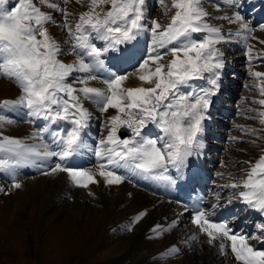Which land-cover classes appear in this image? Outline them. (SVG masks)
Listing matches in <instances>:
<instances>
[{
  "label": "snow or ice",
  "instance_id": "6c2138e0",
  "mask_svg": "<svg viewBox=\"0 0 264 264\" xmlns=\"http://www.w3.org/2000/svg\"><path fill=\"white\" fill-rule=\"evenodd\" d=\"M63 2L67 4L70 0ZM249 2L229 0V7L234 11L230 16L221 17L239 25L237 34L254 31L241 14ZM145 3L146 0H90L88 10L80 13L74 28L66 9L48 3V7L60 12L63 28L74 41L71 50L76 54V61L64 63L59 59L61 46L46 27L54 23L50 13L37 7L35 0H18L11 6L10 0H0V76L13 80L21 89L18 98L0 102V128L15 123L4 114L5 110L24 109L28 117L47 122L32 133L31 139L36 142L31 144L0 133V171L12 173L20 166L55 157L58 162L44 174L64 172L76 186L86 188L98 183L95 174L69 167L66 161L89 148L97 159L98 175L107 185L124 181L125 176L118 174L120 170L176 183L170 170L179 176L189 167L190 158L201 154L205 147V121L225 66L223 52L217 45L228 41L220 28L207 22L209 13L202 6V0H173L176 11L171 21L167 25L151 22L149 54L140 61L133 42L146 30ZM105 4H110L106 12L103 11ZM259 30L264 31V25ZM198 33L204 35L196 38ZM93 40L103 42V46L98 47ZM258 42L264 44V40ZM124 44L132 47L123 50L116 59L136 61L142 85L124 87L127 75L109 73L102 81L105 88L88 86L89 81L98 79L93 73L105 66L102 57ZM169 55L171 59L164 62ZM247 55L249 64L254 59L264 62V51L254 55L252 46H248ZM74 73L82 75L69 83ZM251 75L262 81L258 91L264 95V73ZM195 81H206V86L196 85ZM74 83L81 86L74 87ZM85 100L96 104L102 114L109 109L116 113L107 117L103 124L107 134L95 148H90L84 140L92 118L84 107ZM254 102L264 108V99ZM258 116L264 124V110ZM149 125L157 130L153 138L145 134ZM52 126H56L54 130ZM122 129L130 132V136L121 138ZM45 134L51 136V144L45 141ZM243 163L249 165L243 178L229 177V183L222 187L242 188L233 199H240L264 214V155L254 163ZM12 187L18 189L21 184L13 182ZM143 215L141 212L136 220ZM193 223L208 236L209 243L217 239L230 241L232 253L242 264H264V250L252 247L245 236L233 234L226 223L212 222L205 210L195 212ZM258 227L264 234V224ZM219 247L223 250L225 244L222 242ZM170 251L179 249L173 246Z\"/></svg>",
  "mask_w": 264,
  "mask_h": 264
},
{
  "label": "rangeland",
  "instance_id": "374dc122",
  "mask_svg": "<svg viewBox=\"0 0 264 264\" xmlns=\"http://www.w3.org/2000/svg\"><path fill=\"white\" fill-rule=\"evenodd\" d=\"M53 1L63 2V0ZM74 1L76 2V0H70L69 3L64 4V6L61 5L60 7L61 9H66L70 13L68 19L71 22L73 28L75 27V23L79 19L80 13L88 10L90 0H80V3H73V6L70 7L69 5ZM15 2H18V0H10L9 6L14 4ZM50 2H52V0H48V3ZM35 3L37 4V7H39L42 11L49 13L47 10L48 3H45L44 0H35ZM109 8L110 4L103 5V11L106 12L107 10H109ZM175 11L176 9L173 7V0H146L144 6V14L147 16V21L145 23L147 28H150L152 21H157L161 25H167L171 21V17L175 14ZM52 13V16H60V20L62 19V24H60L59 22H55V24L60 25L57 29L59 31V35L57 36L55 31L50 28V25H46V27L48 28L50 35H52L60 44L61 48L64 49L62 50L59 59L66 63V60L69 59L67 56H76V54H74L71 50L74 41L69 36L68 32L63 28L64 21L60 12L57 10H53ZM211 23V25L216 26L213 21H211ZM53 26L54 25H51V27ZM219 26L220 23L218 22L216 27L220 28L221 32L225 33V31L223 30L224 27ZM147 32L149 33L150 30ZM196 38L201 37L196 36ZM150 40L151 38L148 37L147 41L150 42ZM259 40H264V38L258 37L253 39L251 42H245V47L247 48L248 46H252L253 49L257 51V53L262 52L264 51V44H260L258 42ZM92 42L96 43L98 47L103 46V42L101 41L93 40ZM66 45H68V48L65 47ZM217 47L221 51L229 47H234L233 49L235 50H229V52H232L233 54L230 55L231 60L229 59L228 62H226L228 66L226 68L225 74L220 77V80L223 81V84H225L226 88L224 89L221 88L222 86H220L217 94L215 95L218 101L222 103L220 105L218 104V107L216 106L217 108L215 109L214 107H210L209 109L208 119L212 118L214 121H211L208 124L207 128L205 127L206 132L203 135V139L206 147L204 148V151H201L200 156L202 155V164L204 168H206L209 180H218L221 176H223V179H227L228 177H232V174L236 175V178H234L239 180L243 178L249 168V165L243 162L250 161L254 163L261 155H264V124L260 123L258 116V112L260 110H264V108H262L259 103L254 102L264 99V95H261V93L258 91V86L262 84V81L254 78L251 75V73L254 72L264 73V62H261L263 64H257L259 62H256L254 59L253 62L249 64L245 50L240 47L245 53L244 57L240 56V50H236V48L238 49V46L236 47L235 44H232L229 41L227 43H222L221 46ZM63 51L68 53L64 54ZM117 54H120V52H118ZM227 54L228 53L225 52V55H223L222 57L224 61V58L229 56ZM103 59L105 61H108L106 62V65L112 73H115L117 75H127L128 77L137 75L138 63L136 61L127 64V62L119 59L111 62V59L108 56L103 57ZM170 59L171 56L170 58L166 59L165 62ZM254 64L256 65L252 66ZM80 75L82 74L74 73L73 77H70L68 82L73 83L75 77H78ZM97 76L98 79H96V83L98 87L105 88L106 86L102 83L103 79L105 78L102 75ZM1 82H5L4 84L6 85L4 86ZM194 84H202L206 86V81H195ZM73 86L79 87L81 85L74 83ZM144 86L147 87L150 85L144 84ZM20 94L21 89L16 83L13 82V80L8 79L4 76H0V102L4 101L5 99L14 100L18 98ZM229 108L231 109L228 111ZM21 110L24 112L26 111L24 109ZM7 112V117L11 119L9 116L11 115L10 113L12 111L8 110ZM4 114L6 115L5 112ZM19 118L24 123L30 125L36 131L40 128H43L47 123L42 119H40L41 121L34 118L29 119L28 116H22ZM93 118L97 119V117ZM99 118V122L101 125L99 135L102 133L100 136H102L101 138H103L107 133L103 128L104 119L102 115ZM5 125L3 128H0V133L8 136L9 130L5 127ZM53 128H55V126H53ZM245 129H248V131H245ZM253 129H255V132L252 131ZM145 134L150 138H153L156 135V132L154 133V131L146 129ZM235 143L238 144L240 149H236L234 147L236 145ZM92 153L93 159L90 161L91 163L89 162L90 166L97 165V159L94 155V152ZM57 162L58 159L53 157L46 161H37L35 164L24 165L27 168V171L25 170L24 166V171L20 167L12 173L0 171V264H154L153 262H155L156 264L157 262L159 264L161 262L162 264H168L171 261H174L175 264H178L177 262H183L185 255H191L196 248H200L199 243L201 242H199V239L202 235H204L207 240L204 255L207 256V258L212 257L210 255L213 254L212 248L214 246V243H209L208 236L200 232L199 229L194 235L197 237V239H199H196L195 242L193 241L192 244L188 245L187 247L183 249L181 248L182 250L181 253L179 252V254H177L176 252H165L162 256H160V258L159 256H155V259H153L154 254L150 255L149 253L153 249L151 241L149 240H144L142 241V243L147 245L148 249L150 250H148L147 247H142L141 249L135 250V247L133 248L132 245L134 242V238H132V240L130 239L133 236L132 234L136 233V227L132 225L133 221L130 219V217L118 220L113 213L115 212V210L112 211L111 209H109L105 212L102 209L101 205L90 203L88 200H86L88 197L87 195L90 193L94 194L95 189H88L89 186L86 188L75 186L74 182L70 181L71 179L68 175H65V178L61 172L45 175L44 173L48 172L51 167H54L55 163ZM66 164L69 167L81 169L85 167L87 162L82 158H76L75 160V156H73L70 157V159H67ZM97 170L98 167L96 166V172ZM218 174H221V176ZM213 176L216 177L213 178ZM42 178H47L48 182L46 180H41ZM50 179L56 180L49 181ZM60 179L64 180V183L66 184L65 187H62L60 185ZM13 182H19L21 184V187L18 189L13 188ZM210 183L211 181H207L206 187H208V189L210 190H213L214 187L210 186ZM121 184L122 183L117 184L115 185V187ZM48 186H50L49 191L51 193L54 192L53 188L55 186L56 194L58 195L60 193L59 195H63V199H65L66 201L65 203H69L72 205L76 203L79 204L78 206L80 208L89 210L86 215L84 213V215L81 216L78 214L80 213L78 211L80 209L79 207H77L79 209H74L73 206L70 207L69 211H72L74 213L76 212L75 217L77 216V222L79 217V220H82L87 216H91L95 211H100L101 215L104 214L103 218L101 217L97 219V222L99 224L105 222L107 219H112V223H110V229H112L113 231L115 230L114 232H111V235L115 236L113 241H115L116 239V230H122L127 234V236L125 235L126 240H130L131 242L130 248L127 245L120 246L118 247L119 249L117 248V250H111L109 252L107 251V249L103 248L101 242H97V247L99 250L97 249L95 251V246L90 247L88 251L84 250L82 241L84 240V236H79L82 240L76 238L73 241L72 232L74 228L73 230H70V232H68L69 225L67 226L65 224V221L60 220V211L56 210L60 208H58V199L56 200L57 208L53 206L47 207V203H45V201L49 202L52 198L50 195H48L47 199H45ZM63 189L65 191L68 189V193L62 194V192L64 191ZM77 190L80 192V194L78 195ZM86 191L88 192L86 193ZM227 191L228 192H224L220 195L222 199L226 197V195L228 197V194L229 196H236L238 194V192L235 190ZM217 192L218 190L216 189L215 193ZM74 196L77 197V199H75ZM79 197H82L84 199H79ZM180 206L189 205L185 201L180 202ZM104 207L105 206H103V208ZM244 210L245 209L243 207L240 208V210L238 211V216H240L241 214H247V210ZM248 216L252 221H255L256 223H252L251 225L254 231L251 235L253 240H264V234L261 233V230L258 227L260 224H264V216L257 217L255 214H248ZM189 218L190 216H186L185 219L179 221L176 228H174L173 230L178 231V233H181V235L188 236L189 233H191L194 229V224ZM56 225H58V227L54 229V226L56 227ZM94 228V232L90 230L91 237L85 233L86 237L92 239V237L97 234V226H95ZM80 230L82 231L81 225L76 227V231L79 232ZM239 231L244 234L245 226H242ZM164 237H162L160 242L158 243L160 250L164 249V241H169ZM170 242L177 246L179 240H174L173 238V240ZM227 248L228 247H225L224 250H222L223 256H225L230 261V264H234V261L235 264L238 262V264H240L241 262L237 261L234 253H232L231 247H229L230 250ZM125 249H128V251L126 252ZM260 250H264V243L261 244ZM148 253L149 257L147 256ZM215 260L221 261V257L215 258ZM198 261L199 260H196L195 263H198ZM195 263L191 262V264ZM215 264H220V262Z\"/></svg>",
  "mask_w": 264,
  "mask_h": 264
},
{
  "label": "bare ground",
  "instance_id": "6f19581e",
  "mask_svg": "<svg viewBox=\"0 0 264 264\" xmlns=\"http://www.w3.org/2000/svg\"><path fill=\"white\" fill-rule=\"evenodd\" d=\"M50 3H56L60 7H61V5L64 6V4H65L64 2L53 1V0ZM73 3H76V2L75 1L72 2L69 6L72 7ZM202 6L209 13V15L206 17L207 22L209 24H212L211 21H213L216 26H217V23L219 22L220 23L219 27H224L223 30L225 31V33L222 32V34L226 37L227 41L231 42L232 44H235L236 47L238 46V49L236 48V50H240V52H241L240 56H242V57L245 56L244 51L241 49V48H243L245 50L246 56L248 58V55H247V48L248 47L247 48L245 47V44H244L245 42H251L253 39L258 38V37L264 38V31L259 30L260 25H264V0H250V2L247 3L246 6L241 10V14L244 15L245 20L249 23L250 27L254 29V31L250 34H246L244 32H240L239 34H237L238 30H239V25L238 24H230L228 21L221 18L224 16H230L232 14V12L234 11V9L229 7V0H202ZM47 10L50 14H53L52 11L56 10V9L48 7V5H47ZM52 17H53L54 23H49L47 25H50V28L53 31H55V33L58 36L59 31L57 29L60 25L55 24V22H59L60 24H62V19L60 20V16L59 17L52 16ZM146 21H147V16L145 15V23H146ZM51 25H54V26L51 27ZM146 29H147V31H149L148 30L149 27L147 28V26H146ZM147 31L145 30L143 33H141L138 36L137 41L133 42V44H135V49H136V52L138 53V59L139 60L146 58L147 55L149 54L151 40L149 42V41H147V38L148 37L151 38V33L150 32L148 33ZM203 35H204L203 33L195 34V36H199V37H202ZM246 35H250L252 38L245 39ZM221 44H218L217 46H221ZM65 47L68 48V45H66ZM130 47H132V45L124 44L121 47L119 46V50H117V51H119L120 54L122 55V51L125 49H128ZM233 48L234 47H229L227 49L222 50V52L225 51L226 53H228L227 55H229V56L224 58L225 59V61H224L225 66L221 70V77L226 72V68L228 66L226 62H228V60L231 58L230 55L233 54L232 52H229V50L234 51L235 49H233ZM62 50H64V49L61 48V52H62ZM114 51H116V50L109 51L108 53L105 54V56H109V58L111 60H116L117 54ZM225 52H223V55H225ZM67 53L68 52H64V54H67ZM256 53H257V51L255 49H253V54L255 55ZM67 57L69 59L66 60V63H73L76 61L75 55H69ZM168 58H170V55L165 57V61ZM255 61L259 62L257 64H263V63H261V61H258V60H255ZM132 62H134V61H132ZM132 62H129V63H132ZM255 65L256 64H254L252 66H255ZM109 73H112V72L110 71V69L107 67V65L105 63V66L103 69H100V70L94 72L93 74L102 75L104 78H106ZM96 82H97V80L89 81L88 86L98 87ZM1 83L4 86L6 85V84H4L5 82H1ZM142 83L143 82H141L138 79V75H133L131 77L130 76L128 77V79L124 83V87H138V86H141ZM143 86H144V84H143ZM200 86H204V85L201 84ZM220 86H222L221 88H224V89L226 88V86H225V84H223L222 80H220ZM98 88H100V87H98ZM218 104H220V102L218 101L217 97L214 96L213 97V103H212L211 107H213V106L216 107V105H218ZM84 107L87 108L88 111L92 114V118L97 117V119L91 118V120L89 121V127L85 130L86 135L84 137L85 143L87 145H89L90 148H95L98 141L102 137V136H100L102 133L99 135L100 130H101L99 117L102 115V117L104 119L103 122H105L108 116L114 115L116 113H115L114 109H109V111L107 113L102 114L99 111V107L96 104H94L88 100L84 101ZM7 111L8 110L4 111L6 113V116L8 114ZM10 114H9L10 115L9 117L11 119H13L15 121V123L5 125V127L8 128V130H9L8 136L21 138L29 144L36 142V141H33L31 139L32 133L35 132L36 130L33 129L30 125L24 123L19 118L22 116L27 117V115H25V112L22 110H19V111H12ZM12 114H14V115H12ZM29 119H30V117H29ZM39 120H38V122H39ZM211 121H214V120L212 118H210V119L205 121L206 122L205 123L206 128L208 127V124ZM54 129L55 128H53V130ZM147 129L154 131V133L157 132L155 127L152 125H149ZM205 132H206V129L204 131V134H205ZM51 140H52L51 136L49 134H45V141L51 144ZM204 144H205V142H204ZM205 147H206V144H205ZM234 147L236 149H240L238 144H236ZM52 150H56V149L53 148ZM203 151H204V149H203ZM198 156L190 158L191 163H190L189 167L185 168L180 173L179 176L175 175V170H170V174H172L174 179L176 180L175 184H169L165 181L154 179L151 176L140 174V173H135V172H132L129 170H120V172L118 174L125 176V180L122 182L121 185L116 186V187H115V185H107L105 183V181L103 180V178H101L98 175V170L96 172V166L97 165H93V166L89 165L91 163L90 161L93 159L92 158L93 153L91 150H89V148L82 149L80 153L76 154L75 160H76V158L85 159L87 164L85 165L84 168H81V169L91 170L95 174V179L98 181V183L89 184L88 189L94 188L95 193L94 194H91V193L88 194L87 199H86V197H85V199L88 200L90 203L101 205L102 209L105 212L109 209H111L112 211L115 210V212H113V213H114V216L118 220L119 219L122 220L124 218L130 217V219L133 221L132 225H134L136 227L135 228L136 233L132 234L133 236L130 239V240H132V238H134V242L132 244L133 248L135 247L134 249L138 250V249H141L142 247H147V249H148V246L143 244L142 241H144V240L151 241V245H152L153 249L149 253H150V255L154 254L153 259H155L154 258L155 256L156 257L159 256V258H160V256H162L165 252H171L170 249L173 246H175L174 244H172L170 242L173 240V238H174V240H179L177 246H175V248L179 249V251L176 252L177 254H179V252L181 253V250L183 248L187 247L188 245L192 244L193 241L195 242L197 237L194 235H195V233H197V231L199 229V227L196 224L193 223L194 226L193 225L192 226L194 227V229L191 233H189L188 236L181 235V233L179 234L178 231H174L173 229L176 228L179 221L185 219L186 216H190L189 219H191L193 222V216H194L195 212L198 210H205L208 213V218L212 222L226 223L228 225V227L231 229L233 234H240V235L245 236L247 238V242L252 247H254L257 250H260L261 244L264 243V240H262V239L253 240L251 235L254 231H253V228L251 225H252V223L254 224L255 221H252L249 218L248 214H255L257 217L264 216V214L259 213L255 209L250 208L246 203H244L243 201H240V199H233V197H235V196H229V194H228V197L226 195V197H224L222 199L220 197V195L223 194L224 192H228L227 190H229V191L235 190L239 193V191H242L243 189L242 188L241 189H230V188L222 187L223 185H226L229 183V177L227 179H223V176L220 175L221 177L218 180H216V179L209 180L208 179V173L206 172V168H204V166L202 164L203 163L202 155L200 156V154H199ZM20 168L24 171L23 166H20ZM26 169L27 168L25 167V170ZM61 173L63 174V176L65 178V175H67V174L64 172H61ZM215 177L213 176V178H215ZM232 177L236 178V175L232 174ZM57 179H59V178H57ZM41 180H46L48 182L47 178L46 179L42 178ZM55 180L56 179H54V180L50 179L49 181H55ZM207 181H211L210 186L214 187L215 190L217 189L218 190L217 193H215L214 189L210 190V189H208V187H206ZM60 185L62 187L63 186L65 187L66 184L64 183L63 179H60ZM55 186H56V184H55ZM55 186L53 188L54 192H52V193L49 191L50 186H48L45 199H47L48 195H50L52 198L50 199L49 202L45 201V203H47L46 204L47 207L53 206V207L57 208L56 200L58 199V201H57L58 202V208L59 207L60 208L56 209V210L60 211V214H59V217L61 218L60 220L65 221V224L67 226L69 225L68 226V232H70V230H73V228H74V230L72 232L73 233V241L76 238L81 239L79 236L83 235L84 240H82V239L81 240L83 241L84 250H87V251L89 250L90 247H93V246L96 247L95 248V251H96L98 249L97 242H101L102 244L101 243L100 244L103 246V248L107 249V251H109V252L111 250H117V248L120 246H126L127 245L130 248L131 242H130V240H126L127 234H126V232H124L122 230L121 231L116 230L117 231L116 239H115V241H113L115 236L111 235V232H114L115 230L113 231L112 229H110L111 228L110 223H112L111 222L112 219H107L105 222H103L101 224H99L97 222V219H99L101 217L103 218V216H104V214L101 215L100 211H95L91 216H87V217L83 218L82 220H79L80 219V217H79L78 222H77V220H76L77 216L75 217L76 212L74 213L72 211H69V208L73 206L74 209H79L80 208L78 206L79 204L75 203L72 205L69 203H65L66 201H65V199H63V195L62 196L59 195L60 193L58 195L56 194ZM67 188H69V187H67ZM189 188H191V190H193L196 194L197 199L195 201V204L189 205L188 207L187 206H180L179 201H186L187 203H189L187 198L185 197V192ZM115 191H116V193H115ZM87 192L88 191H86V193ZM64 193L67 194L68 189L66 191L64 190L62 192V194H64ZM78 194H80V192L77 190V195ZM152 195H154V196H152ZM218 196H219V198H217ZM236 196H238V194ZM75 199H77V197H75ZM79 199H84V198L79 197ZM229 200H231V202H229ZM212 205H219V207L213 208ZM80 206H81V204H80ZM103 206H105V207L103 208ZM77 207H79V208H77ZM242 207L245 210H247V212H246L247 214H245V215L241 214L240 216H238V211ZM185 209H187V211ZM78 211L80 212L78 214L81 216L84 215V213L86 215V213L89 212V210L85 209V208H80ZM141 212H144L145 215H143L139 220H136V217ZM78 223H79V225L82 226V231L80 230L79 232L76 231V227L79 226ZM129 224H131V223H129ZM172 225H174V226H172ZM67 226H65V227H67ZM95 226H97V229H96L97 234L94 237H92V239H93V241H92V239H90L89 237H86V234L91 237L90 230L93 231V229H95L94 228ZM157 226H159V228ZM170 226H172V227H170ZM242 226H245L244 234L241 233V231H239V229ZM57 227H58V225H56V227L54 226V229H56ZM183 231H184V229H183ZM185 231H187V230H185ZM200 232H202V231H200ZM56 233H57V231H56ZM203 234H205V233H203ZM166 235H168V236H166ZM164 236H166V237H164ZM184 236H185V238H184ZM162 237H164L166 240H169V241H164V245H165L163 247L164 249L160 250L158 243L160 242ZM124 238H125V240H124ZM106 240H112V241H106ZM199 242H201V243H199L200 248H198V249L196 248L192 252L191 255H188V256L185 255L183 262H177V263L178 264L179 263L191 264V262L195 263L196 260H199L198 263H195V264H215L218 262H220V264H230V261L225 256H223L222 250L219 247L220 243L223 242L225 244V247H228L227 249L230 250V248H229L230 244H231L230 241H227L226 239H224V240L217 239V240L213 241L212 242V243H214V246L212 248L213 254H211L210 256H212V257H209V258H207V256L204 255L205 246L207 245L206 237L204 235H202L199 239ZM183 243L185 246L183 245ZM227 243H228V245H227ZM148 250H150V249H148ZM127 251H128V249L126 250V252ZM112 253H113V251H112ZM149 253L147 255L148 257H149ZM218 257H221V261L215 260V258H218ZM153 263L156 264L155 262H153ZM163 263H164V260H163ZM233 263L235 264V261ZM238 263H236V264H238ZM157 264H159V263L157 262ZM160 264H162V262ZM168 264H175V263H174V261H171ZM240 264H242V262Z\"/></svg>",
  "mask_w": 264,
  "mask_h": 264
},
{
  "label": "water",
  "instance_id": "95a60500",
  "mask_svg": "<svg viewBox=\"0 0 264 264\" xmlns=\"http://www.w3.org/2000/svg\"><path fill=\"white\" fill-rule=\"evenodd\" d=\"M120 135H121V138H125L127 135H130V132L122 129Z\"/></svg>",
  "mask_w": 264,
  "mask_h": 264
}]
</instances>
